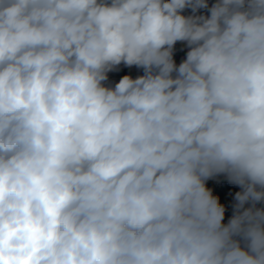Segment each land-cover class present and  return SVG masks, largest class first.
<instances>
[{
	"label": "clouds",
	"instance_id": "clouds-1",
	"mask_svg": "<svg viewBox=\"0 0 264 264\" xmlns=\"http://www.w3.org/2000/svg\"><path fill=\"white\" fill-rule=\"evenodd\" d=\"M262 202L264 0H0V264H264Z\"/></svg>",
	"mask_w": 264,
	"mask_h": 264
},
{
	"label": "trees",
	"instance_id": "trees-1",
	"mask_svg": "<svg viewBox=\"0 0 264 264\" xmlns=\"http://www.w3.org/2000/svg\"><path fill=\"white\" fill-rule=\"evenodd\" d=\"M216 0H208L209 8L214 4ZM184 15H193L191 9H185L183 12ZM195 15H210L208 9H199L195 13ZM189 48L186 45V42H177L174 46L173 57L177 64V66L186 58V54ZM144 71L142 68L137 66H127L121 64L117 66L115 69L108 73V80L105 82L106 86L114 87L116 83L124 75H129L132 78H136L140 75H143ZM212 194L218 198L220 204H222L225 208V216L223 223H227L232 215L234 214V205L236 203L235 194L238 191H241L240 186L236 184H232L230 182L224 183L223 185L210 189ZM251 206L250 204H246L245 207ZM257 207H264V202L258 203Z\"/></svg>",
	"mask_w": 264,
	"mask_h": 264
},
{
	"label": "rangeland",
	"instance_id": "rangeland-1",
	"mask_svg": "<svg viewBox=\"0 0 264 264\" xmlns=\"http://www.w3.org/2000/svg\"><path fill=\"white\" fill-rule=\"evenodd\" d=\"M227 182H229V181H228V178L225 174H218V175H215V176L209 178L206 181V187L208 189H215V188H217V187H219V186H221Z\"/></svg>",
	"mask_w": 264,
	"mask_h": 264
}]
</instances>
